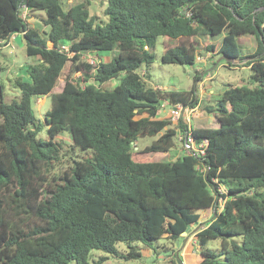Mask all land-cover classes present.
<instances>
[{
	"label": "trees",
	"instance_id": "obj_1",
	"mask_svg": "<svg viewBox=\"0 0 264 264\" xmlns=\"http://www.w3.org/2000/svg\"><path fill=\"white\" fill-rule=\"evenodd\" d=\"M88 4L64 9L61 0H0V47L17 34L26 54L37 58L25 64L26 78L14 80L17 100L5 102L0 86V264H90L93 249L119 256L118 241L149 247L188 227L199 264H264V0H107L102 23ZM39 10L44 30L27 21ZM218 35L220 42L204 49L227 63L238 59V36L255 37L246 64L250 84L220 93L216 127L158 118L163 102L191 109L199 98L195 84L170 92L147 86L157 38L163 63L193 64L200 38ZM65 44L72 56L61 50ZM113 50L107 61L81 57ZM66 65L62 89L52 92ZM118 76L113 88L103 87ZM49 94L48 139H42L31 97ZM177 129L206 140L205 154L159 159L176 147ZM64 133L72 148L90 154L56 172ZM140 136L157 137L136 148ZM209 208L212 216L200 222L199 211ZM213 239L219 247L207 246ZM140 255L136 245L120 253Z\"/></svg>",
	"mask_w": 264,
	"mask_h": 264
},
{
	"label": "rangeland",
	"instance_id": "obj_2",
	"mask_svg": "<svg viewBox=\"0 0 264 264\" xmlns=\"http://www.w3.org/2000/svg\"><path fill=\"white\" fill-rule=\"evenodd\" d=\"M86 1V0H61L64 9H67L70 5ZM88 11L90 15L95 16L96 23H102L107 20L105 14V8L107 6V0H88ZM25 13V11H24ZM26 14V13H25ZM39 15H45L42 10L35 11V14L27 16L29 25L34 26L40 30H44L46 27L42 24ZM11 39V37H10ZM9 39V41H10ZM221 35L208 38L202 36L200 38V55L197 57L193 64H174L163 63L161 61V55L163 52V39L158 37L155 45L152 49L154 54L153 62L147 67V76H144L147 86L153 88H159L163 91H179L188 90L194 84L196 85L197 95L199 98V104L190 110L183 112L180 110V117H177V113H172L174 105H170L168 102H163L158 110V118H168L171 121L172 126H176L179 119L183 118L185 123L192 127H216L218 126L217 115V100L220 93L228 85L236 84H250V68L247 66V61L250 59L247 57L252 54L256 48V39L253 35H241L237 37V54L238 59L233 60L231 63L221 62L219 54H213L204 48L214 42L219 43ZM8 41V42H9ZM4 46V47H3ZM0 47V86L3 91V98L5 102H10L12 99H18L20 95L19 89L14 85V80L18 76H25V64L33 63L37 61L35 56H29L25 51V43L21 39L20 35L11 39V43ZM116 51L113 50L109 53H97V52H84L82 54L83 59L88 60H102L107 61L112 54ZM66 65L62 71L61 76L57 80L52 92H57L62 89L64 84V75L67 71ZM140 73H143L144 69H139ZM198 73L201 74V78L194 81V76ZM120 81V77L113 78L104 84L105 89H111ZM51 98L49 95L41 97H31V108L42 124V129L38 133V137L42 139H48L45 123V113L50 108ZM176 111H179L177 109ZM180 130L177 129V135H180ZM175 139L176 147L172 148L168 153H164L159 159L175 160L176 158L186 154V149L183 143L177 138ZM157 136H140L136 140V148H143L145 145L150 144ZM64 149L61 164L55 169L56 172L62 171L69 166L72 159H82L90 154L89 150H82L79 148H72L70 146V138L64 133ZM222 191H225V187H221ZM221 203V200H220ZM199 221H205L209 219L213 214V209H205L199 211ZM196 225H192L194 228ZM184 237L189 238L190 244H188V251L184 252L182 256V262L189 260V264L199 261V246L195 242L194 235L191 233L188 236V232L183 234ZM183 244V237L179 236L175 239L160 238L153 241L152 246L146 247L140 241H118L115 243L116 249L119 251V256L105 253L101 250H91L89 261L90 264H96L97 259L100 256H106V263L109 264H181L177 258L176 253ZM130 245L138 246L141 255L136 258H124L120 256L129 251ZM210 248H217L220 246L219 239L210 240L207 243ZM189 252V253H188ZM191 256V257H189ZM194 258V260H193ZM192 261V262H190ZM68 264H76V262L70 261ZM184 264V263H183Z\"/></svg>",
	"mask_w": 264,
	"mask_h": 264
},
{
	"label": "built area",
	"instance_id": "obj_3",
	"mask_svg": "<svg viewBox=\"0 0 264 264\" xmlns=\"http://www.w3.org/2000/svg\"><path fill=\"white\" fill-rule=\"evenodd\" d=\"M26 13V12H25ZM22 13V15L25 17L26 14ZM61 50L66 53L68 56H72L73 52H71L68 48V45H61ZM82 57V56H81ZM88 60V59H87ZM90 62H94L95 60H89ZM80 77V73L77 72L75 73L70 80H73V82H76L78 80V78ZM89 81H83L80 80L79 84L84 86L88 83ZM183 108V110L181 111L182 114L183 112H185L186 110H190V109H184V106L181 104H177L174 105L172 113H177V117H180V110ZM177 109H179V111H176ZM193 109V108H191ZM181 114V115H182ZM191 125H188L187 127L189 128ZM180 131V135H177V138L183 143L184 148L186 149V154H194V155H198V156H203L206 152V146H207V141L206 140H202L201 142H196L192 135L191 132H186L185 134H183V132L181 131V129H179ZM183 137L185 138V140H183ZM199 168V167H198Z\"/></svg>",
	"mask_w": 264,
	"mask_h": 264
},
{
	"label": "crops",
	"instance_id": "obj_4",
	"mask_svg": "<svg viewBox=\"0 0 264 264\" xmlns=\"http://www.w3.org/2000/svg\"><path fill=\"white\" fill-rule=\"evenodd\" d=\"M16 36H19V35H17V34H14V35H12L11 36V39H13V38H15ZM11 39H10V41L9 42H7L5 45H7V44H9V43H11ZM4 47V46H3ZM2 47V48H3ZM23 78H26V74H25V76H23ZM182 237H184V235H181ZM189 241V238L187 239V241L186 242H183V244H182V246L180 247V248H182V250H181V252L179 253L180 254V256H181V258H182V256L184 255V252L185 251H188L187 250V246H188V244H190V242H188ZM189 253V252H188ZM189 257H191V256H189ZM185 260L186 261H184L183 263L184 264H189L188 262H189V260L187 261V257L185 258ZM193 260H194V258H193ZM190 262H192V261H190ZM191 264H199V261L198 262H192Z\"/></svg>",
	"mask_w": 264,
	"mask_h": 264
},
{
	"label": "water",
	"instance_id": "obj_5",
	"mask_svg": "<svg viewBox=\"0 0 264 264\" xmlns=\"http://www.w3.org/2000/svg\"><path fill=\"white\" fill-rule=\"evenodd\" d=\"M185 12V9L184 10H182V13H184ZM188 230H189V227L185 230V231H183V232H181V235H183V234H185V233H187L188 232Z\"/></svg>",
	"mask_w": 264,
	"mask_h": 264
}]
</instances>
